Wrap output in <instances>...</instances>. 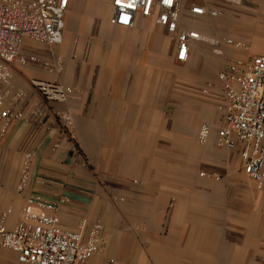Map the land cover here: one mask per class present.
Returning a JSON list of instances; mask_svg holds the SVG:
<instances>
[{"label": "crops", "instance_id": "obj_1", "mask_svg": "<svg viewBox=\"0 0 264 264\" xmlns=\"http://www.w3.org/2000/svg\"><path fill=\"white\" fill-rule=\"evenodd\" d=\"M259 1L257 28L231 13L216 22L186 9L188 28L246 48L197 43L180 63L176 41L152 19L138 16L121 28L111 0H69L62 44L26 40L24 62L13 65L26 118L11 126L0 151V217L12 211L8 228L36 195L58 205L65 232L87 236L102 227L105 251L88 264H264V191L245 174L239 150L218 145L216 130L206 144L198 139L202 125H222L220 72L264 56ZM98 3L105 12L86 23ZM260 27L261 44H251ZM33 81L73 88L75 97L48 103ZM35 111L47 115L39 126ZM26 152L32 176L19 193ZM0 264H19L17 255L0 248Z\"/></svg>", "mask_w": 264, "mask_h": 264}, {"label": "built area", "instance_id": "obj_2", "mask_svg": "<svg viewBox=\"0 0 264 264\" xmlns=\"http://www.w3.org/2000/svg\"><path fill=\"white\" fill-rule=\"evenodd\" d=\"M113 23L132 28L138 16L152 19L177 43L176 59L185 63L192 46L197 43L236 49L246 44L233 39L218 40L188 28L183 13L190 17L215 20L221 10L206 1L204 4L186 0H111ZM225 4L242 6L253 0H222ZM69 0H0V151L11 126L26 118L24 91L14 89L13 65L24 62L22 45L26 40L58 46L63 42L64 22ZM223 86L218 111L221 123L201 126L198 139L204 145L213 130L221 148L239 150L245 174L259 189H264V56L237 60L219 74ZM32 88L48 103H67L75 97L73 88L42 81H33ZM47 115L41 111L31 114L33 123L43 124ZM33 155L25 153L18 188L23 193L30 182ZM12 211L0 217V248L17 255L19 264H88L105 251L103 229L95 225L83 232L71 233L61 229L58 205L32 195L27 198L20 221L14 229L7 222ZM86 230V228L84 229Z\"/></svg>", "mask_w": 264, "mask_h": 264}, {"label": "rangeland", "instance_id": "obj_3", "mask_svg": "<svg viewBox=\"0 0 264 264\" xmlns=\"http://www.w3.org/2000/svg\"><path fill=\"white\" fill-rule=\"evenodd\" d=\"M220 10L222 14L217 20H215L216 22L223 20L225 13H231L233 16H235L238 19H245L249 21V23L251 24L249 25L250 27L257 28L258 24H261V2L259 0H253L252 3L242 5V6L229 5V4L224 3L220 6ZM104 12H105V9L100 3H98L94 9L89 11V14H87L88 19L85 22L88 24H93V22L96 21L97 18H100ZM79 22L82 23V20L79 19ZM209 28L210 26L209 24H207V26L205 25L204 29L209 30ZM256 30H257V34L250 36V41H248L251 44L255 42V39L257 40L256 43L261 44V27L260 29H256ZM242 37H246L247 39V36L245 34H242ZM258 46H261V45H258ZM262 51L264 54V48L262 49ZM255 186H256L257 191L259 192L264 191V189H259L256 183H255Z\"/></svg>", "mask_w": 264, "mask_h": 264}]
</instances>
